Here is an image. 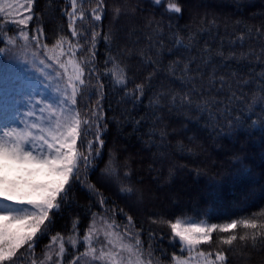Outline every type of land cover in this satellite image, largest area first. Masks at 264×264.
<instances>
[{
  "label": "trees",
  "instance_id": "16d2710c",
  "mask_svg": "<svg viewBox=\"0 0 264 264\" xmlns=\"http://www.w3.org/2000/svg\"><path fill=\"white\" fill-rule=\"evenodd\" d=\"M172 2L180 5L181 13L166 11ZM95 4L96 0H86L83 5L89 10L84 27L90 28L89 37L92 30L99 33L93 49L94 63L90 65L95 68V73L89 87L98 86L97 77L104 85L100 102L103 123L107 124L101 134L105 143L101 155L91 162L87 175L83 169L79 173L83 182H72L60 209L51 216L50 231L39 240L35 251L40 255L51 236L57 233L67 237L73 231L74 222H77V234L82 236L93 214H101L96 216L99 222L102 217L115 219L121 225L120 231L128 225L127 218L131 216L129 228L140 232L145 248L151 242L156 258L154 264H170L171 257L180 255L181 244L178 238L173 239L167 225L154 224L153 220L175 221L180 217L193 222L221 224L264 209V124L261 123L264 102L250 107V99L257 92L261 79L259 74L264 72V63L254 57L246 60L228 58L230 53L239 57L240 53L250 49L258 53L264 46V36H258L255 31L259 28L264 32V0H164L159 5L153 0H105L102 19L93 26L90 9ZM117 5L125 11L113 19V9ZM132 8L136 9L134 13ZM32 11L35 15L28 25L30 35L35 34L37 27H42V39L48 43L58 35L68 36L73 43L79 39L72 38L68 28L71 0H34ZM8 20L12 19L5 16L0 20V26ZM16 27L8 26L7 34H14ZM77 28L83 31L79 23ZM249 29H252L250 36ZM105 34L113 38L105 41ZM174 34L182 37L184 44L189 46L177 47ZM241 35L248 37L242 45L237 41ZM190 36L193 39L189 40ZM80 43L84 44V40ZM141 50L145 57L150 56L158 63H147L140 55ZM220 52L224 57L219 55ZM88 54L78 53V58ZM109 56H115L127 65V76L131 79L126 89L114 85L104 74L112 67L110 62L105 63ZM31 58L29 54L28 59ZM176 60L185 63L191 60L193 71L189 75L196 76L193 83L197 88L203 85L205 97L211 95L222 101L218 105L222 115L216 114V108L211 118L207 112L201 113L194 108L177 106L170 110L171 96L162 100L163 107L157 106L154 110L149 106V100L156 93L183 94L192 87V83H181L177 79L181 72L172 75L167 71L169 64ZM3 62L5 84L11 81L13 73L35 68L7 59ZM197 70L202 79L196 74ZM213 70L216 82L209 90L208 78ZM154 71L155 75L147 81L150 86L145 88L138 101L133 102L125 96V92H131L136 84L145 83L148 74ZM221 76L232 84L231 89L225 86L219 90ZM250 77V84H240L237 88L236 80ZM50 83L53 80L50 79ZM232 91L238 96L243 95L244 102L229 103L227 97ZM97 99L98 96H89L86 91L78 102L80 111H87L85 105L91 107ZM225 105L230 113H224ZM229 119L235 121L231 126ZM152 129L156 131L152 133ZM160 130L166 135L162 137ZM87 139L93 137L89 135ZM181 144L183 150L179 147ZM110 156L118 176L102 171L110 164ZM125 172L130 175L125 177ZM89 184L95 185L98 192L90 190ZM122 187H131L133 192H122ZM101 198L105 203H100ZM217 235L213 234L212 248L216 247ZM201 248L207 250L208 246L201 245ZM69 251L71 254L65 257L64 264H70L73 256L78 254L77 250ZM79 251H83L82 246ZM226 254L227 264H264V246L261 245L244 247L237 241L233 250ZM24 255L27 257V252ZM17 264H28V260L17 261Z\"/></svg>",
  "mask_w": 264,
  "mask_h": 264
},
{
  "label": "snow or ice",
  "instance_id": "6c2138e0",
  "mask_svg": "<svg viewBox=\"0 0 264 264\" xmlns=\"http://www.w3.org/2000/svg\"><path fill=\"white\" fill-rule=\"evenodd\" d=\"M85 2L86 0H79V3L78 0H71L72 11L68 13L70 36L79 39L73 43L68 36L58 35L48 43L42 39V27H37L35 34L31 35L28 30V25L35 15L32 11L34 0H26L23 4L19 3V0H0V20H4L5 16L14 17L0 26V44L3 45L0 47V95L5 87L4 59L39 68L42 74L44 69H51L44 78L49 79L54 75L57 84L55 88L51 83L47 85L50 90L48 95L40 92L29 93L24 102L18 104L16 116L8 121L0 119V264H17V261L25 259L28 264H64L65 257L71 254L69 249L78 252L70 264H154L156 260L151 242L145 248L140 232L130 230L131 216L127 218L128 225L120 231L121 225L113 218L102 217L103 222L98 225L96 216L101 215L99 213L93 214V219L82 236L77 234V222H74L73 231L67 237L57 233L51 236L49 244L45 245L40 255L35 251L39 240L50 231L48 225L52 223L51 216L60 209L72 182H83L79 173L83 169L85 176L87 175L91 162L101 155V148L105 143L101 134L107 124L103 123V108L100 102L103 99L101 90L104 85L99 83L97 77L98 86L89 87L91 77L95 73V68L90 65L94 63L93 49L99 33L92 30L91 36L87 35L90 28L84 27V21L89 18V10L84 8ZM153 3L159 5L164 3V0H153ZM13 9L17 11L13 13ZM20 9L27 15L20 12ZM104 9L105 0H96L95 7L90 9L93 26L102 19L101 13ZM124 11L117 5L113 9V19L118 18ZM131 11L134 13L136 9L132 8ZM166 11L179 14L182 9L178 3L172 2L167 5ZM78 23L83 31L77 28ZM10 25L17 26L12 35L7 34ZM255 31L258 36H264L261 29L257 28ZM251 32L252 29H249V36ZM174 37L177 47L189 46L184 44V39L178 34H174ZM112 38L110 34L103 36L105 41ZM246 38L248 37L241 35L237 37V41L242 45ZM81 39L84 44L80 43ZM81 52L89 54L78 58V53ZM29 54L31 60L28 59ZM140 55L145 57L143 50ZM219 55L224 57L223 52ZM251 57L264 63V46L258 53L255 49H250L246 53H240L239 57L234 52L230 53L228 58L246 60ZM145 59L147 63H158L150 56ZM109 62L112 67L104 74L110 77L114 85L126 89L131 79L127 76V65L115 56H109L105 63ZM190 64L191 60L186 63L176 60L169 64L167 71L172 75L177 71L181 72L182 75L177 79L181 83H192V87L183 94L156 93L149 100V106L154 110L157 106L163 107L162 100L171 96L170 110L177 106L194 108L201 113L207 112L211 118L214 115L213 109L216 108V114L222 115L218 110L222 101L211 95L205 97L203 85L197 88L193 83L196 76L189 75L193 71ZM196 74L203 78L198 70ZM154 75L155 71L149 73L145 83L136 84L131 92H125V96L130 97L133 102L138 101L144 95L145 88L150 86L147 81ZM259 76L261 79L258 81L257 92L250 99V107L253 108L256 104L264 102V72ZM219 81L220 91L225 86L232 88V84L225 77L221 76ZM61 82L63 87L59 86ZM215 82L213 70L208 78L209 90L215 87ZM251 82V77L236 80V86L239 88L240 84L248 85ZM86 91L89 96L96 95L98 99L91 107L85 105L87 111L82 113L78 102L84 98ZM194 96H199L200 99H193ZM227 100L229 103L244 102V96H238L232 91ZM20 108L27 110L21 113ZM230 111L225 105L224 113ZM238 119L239 117L236 118ZM139 123L140 121H137V124ZM234 123V120L229 119L230 126ZM261 123L264 124V120ZM155 131L156 129L151 130L152 133ZM89 135L93 139H87ZM160 135L163 137L166 133L160 130ZM179 147L184 149L182 144ZM102 171L111 176H118L116 168L112 167L111 156L110 164ZM37 174L49 179L37 182L33 179ZM124 175L127 177L130 173L125 172ZM88 187L93 192H98L95 185L89 184ZM121 191L131 194L133 189L122 187ZM100 203H105V200L101 198ZM153 223L167 225L173 239L179 238L181 253L171 257L170 264H227L226 253L233 250L237 241L244 247L264 246V209L221 224L193 222L180 217L175 221L161 218L153 220ZM214 233L218 235L216 247L212 248ZM201 245L208 246L207 250L202 249ZM81 246L83 251H79ZM185 252L188 253L187 256H184Z\"/></svg>",
  "mask_w": 264,
  "mask_h": 264
},
{
  "label": "rangeland",
  "instance_id": "374dc122",
  "mask_svg": "<svg viewBox=\"0 0 264 264\" xmlns=\"http://www.w3.org/2000/svg\"><path fill=\"white\" fill-rule=\"evenodd\" d=\"M19 3H26V0H19ZM16 11V9H13V13H15ZM19 11L22 12L24 15H27V13L24 12L23 9H20ZM9 17L11 19L14 18L13 16ZM27 70H29L27 72H30L33 77H30L28 75L29 73L25 72L19 75L17 74L13 77V79L16 80L18 83L10 85L7 88L4 87L3 94L0 95V119L8 121L14 116H16V108L18 104L23 103L29 93L34 94L36 92H40L44 95H48L50 90L47 89V85L50 83V79L53 80V83H51L52 87L55 88L57 86L54 75L49 79L44 78L49 71H52L51 69H44L43 74L39 73L41 72L39 68H37V70H31V68H27ZM59 86L63 87V83L61 82ZM37 99H39V97H37ZM26 110L27 109L25 108L19 109L21 113ZM33 179L37 182H43L45 180H48L49 178L44 175L37 174L33 177ZM102 222L103 221L100 220V223Z\"/></svg>",
  "mask_w": 264,
  "mask_h": 264
}]
</instances>
